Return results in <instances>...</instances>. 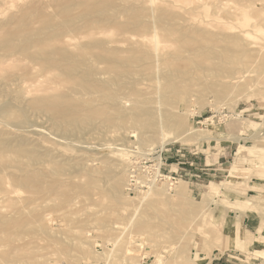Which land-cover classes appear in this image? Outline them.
Returning <instances> with one entry per match:
<instances>
[{
    "label": "rangeland",
    "instance_id": "rangeland-1",
    "mask_svg": "<svg viewBox=\"0 0 264 264\" xmlns=\"http://www.w3.org/2000/svg\"><path fill=\"white\" fill-rule=\"evenodd\" d=\"M213 261L264 264V0H0V264Z\"/></svg>",
    "mask_w": 264,
    "mask_h": 264
},
{
    "label": "built area",
    "instance_id": "built-area-1",
    "mask_svg": "<svg viewBox=\"0 0 264 264\" xmlns=\"http://www.w3.org/2000/svg\"><path fill=\"white\" fill-rule=\"evenodd\" d=\"M209 120V119H208ZM182 157H186L185 153ZM194 164H190L192 167ZM163 167L158 162V158H145L136 156L130 162L128 167V191L130 194H139L143 191L158 185L159 183H168L170 185L178 184L183 176L177 173H163Z\"/></svg>",
    "mask_w": 264,
    "mask_h": 264
},
{
    "label": "bare ground",
    "instance_id": "bare-ground-1",
    "mask_svg": "<svg viewBox=\"0 0 264 264\" xmlns=\"http://www.w3.org/2000/svg\"><path fill=\"white\" fill-rule=\"evenodd\" d=\"M240 38V37H239ZM153 39H154V42H155V44L158 46V44H159V42H158V35L157 34H155L154 36H153ZM36 45V44H35ZM151 45V44H150ZM71 46V45H70ZM153 46H154V44H153ZM156 47V46H155ZM154 47V48H155ZM158 48V47H157ZM43 73V72H42ZM47 86V85H46ZM83 86V85H82ZM82 88V87H81ZM94 89V88H93ZM67 112V111H66ZM69 113V112H68ZM95 113V112H94ZM94 113H93V115H94ZM65 118V117H64ZM131 119V118H130ZM133 120V119H132ZM135 120V119H134ZM64 121V120H63ZM138 121V120H137ZM184 134V133H183ZM192 134L193 133H187V134H185V135H180L179 137H177L176 139L177 140H179V141H184V140H188L189 139V136H192ZM175 139V138H174ZM179 141H177V142H179ZM155 152V151H154ZM120 185V184H119ZM118 186V185H117ZM150 189H152V190H150V192L151 191H156L155 190V188H150ZM157 189V188H156ZM160 190V189H159ZM177 192V194L178 195H180L181 193H182V186L180 185V187L178 188V190L176 191ZM148 196H149V193H148ZM112 258V257H111ZM111 258H110V261H111ZM107 260H108V258H107ZM187 264V263H186ZM188 264H197L196 262L195 263H188Z\"/></svg>",
    "mask_w": 264,
    "mask_h": 264
},
{
    "label": "crops",
    "instance_id": "crops-1",
    "mask_svg": "<svg viewBox=\"0 0 264 264\" xmlns=\"http://www.w3.org/2000/svg\"><path fill=\"white\" fill-rule=\"evenodd\" d=\"M246 150H247V148H246ZM252 186H255V183L254 182H252ZM261 252H259V254H260ZM262 254V253H261ZM209 264H217L215 261H213V262H210Z\"/></svg>",
    "mask_w": 264,
    "mask_h": 264
}]
</instances>
